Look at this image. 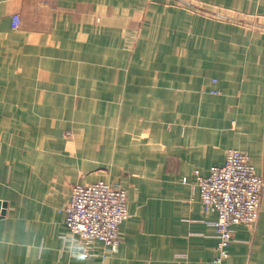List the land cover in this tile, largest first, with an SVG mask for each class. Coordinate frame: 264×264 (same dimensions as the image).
I'll use <instances>...</instances> for the list:
<instances>
[{
    "label": "crops",
    "instance_id": "0c3cea01",
    "mask_svg": "<svg viewBox=\"0 0 264 264\" xmlns=\"http://www.w3.org/2000/svg\"><path fill=\"white\" fill-rule=\"evenodd\" d=\"M112 1L0 0V264H215L217 214L184 179L208 175L230 148L264 178V31L223 39L217 21L159 0L147 14L187 34L159 68L128 57L125 22L143 12ZM193 1L264 17V0ZM99 180L128 191L115 252L78 245L66 225L73 186ZM223 264H264V188Z\"/></svg>",
    "mask_w": 264,
    "mask_h": 264
},
{
    "label": "built area",
    "instance_id": "2783aa9c",
    "mask_svg": "<svg viewBox=\"0 0 264 264\" xmlns=\"http://www.w3.org/2000/svg\"><path fill=\"white\" fill-rule=\"evenodd\" d=\"M12 23L19 27V14L12 16ZM184 182L199 191L206 213L217 214L213 225L219 243L214 263L223 264L230 257L235 226L252 225L259 218L264 178L249 154L230 148L222 165L212 166L208 175L197 172L192 182L188 178ZM128 197L127 189L119 181L75 184L65 208L69 235L78 245L89 246L99 240L109 250L117 251L120 225L130 217Z\"/></svg>",
    "mask_w": 264,
    "mask_h": 264
},
{
    "label": "rangeland",
    "instance_id": "374dc122",
    "mask_svg": "<svg viewBox=\"0 0 264 264\" xmlns=\"http://www.w3.org/2000/svg\"><path fill=\"white\" fill-rule=\"evenodd\" d=\"M122 2L124 3L125 9L139 8L143 12L142 15L130 14L131 16L127 17V22H125L128 26H130L129 28L132 29L131 31L128 30L127 32L128 45L126 47V53L128 57L133 54L140 59L139 62L145 61L147 59H153L154 61L158 60L159 65H161L159 66V68H167L168 66H170L169 61L172 59L171 57L173 56V54L177 55L178 50L183 52V49H178V45L184 42V39H187V34L178 29L179 27L175 25L174 21L169 20L167 22L166 16L158 17L160 18V20H162V22L160 21V24H164L161 28H158V26H153L157 23L156 20L158 18H154V16H152L151 14L148 15L147 11H150V9L153 8L156 9V3H158L159 0L148 1L147 7L144 6L145 0H122ZM161 2L168 3V0H162ZM170 2L175 6L187 8L198 15H205L206 17L217 21L216 27L214 24L208 23V25L210 29L214 30V28H216L222 31V33L226 34L223 35V39L228 40L231 37L237 38L243 36L245 35V31L248 29H255L257 30L256 32L262 31L261 33H263L264 31V17H253L245 15L234 16L228 14V12L225 14L226 16L219 14V16H216V13H214V11L220 12V9L207 7L203 3L201 4L198 1L171 0ZM119 4L120 2L118 0L112 1V5L117 8L122 7ZM160 12L161 11H158V13ZM166 25H168V28L166 27ZM235 25H237L239 28H236ZM168 29L170 31H168ZM190 37L192 40L200 39L198 33H196V31L194 30L190 32ZM212 39L216 40L215 37H212ZM193 50L194 48H192V52ZM193 54L194 53H192V55ZM64 131L66 132L65 134L68 139H70V137L73 138L70 126L64 128ZM88 134L91 135L92 132H88Z\"/></svg>",
    "mask_w": 264,
    "mask_h": 264
},
{
    "label": "water",
    "instance_id": "95a60500",
    "mask_svg": "<svg viewBox=\"0 0 264 264\" xmlns=\"http://www.w3.org/2000/svg\"><path fill=\"white\" fill-rule=\"evenodd\" d=\"M6 207H7V204H6V202H2V201H0V212H1V214L2 215H4L5 213H6ZM1 215V216H2Z\"/></svg>",
    "mask_w": 264,
    "mask_h": 264
}]
</instances>
